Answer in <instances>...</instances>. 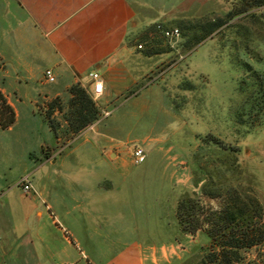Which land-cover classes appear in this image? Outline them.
Returning a JSON list of instances; mask_svg holds the SVG:
<instances>
[{
  "label": "crops",
  "instance_id": "1",
  "mask_svg": "<svg viewBox=\"0 0 264 264\" xmlns=\"http://www.w3.org/2000/svg\"><path fill=\"white\" fill-rule=\"evenodd\" d=\"M145 1L0 0V94L15 115L11 125L0 126V187L7 170L20 162L43 170L37 180L42 194L32 184V192L20 187L0 201V206H9L10 232L30 239L21 252L6 254L2 243L8 227L0 228V264L170 262L164 249L179 231V194L176 190L171 220L164 194L179 179L155 172L150 182L147 158L132 165V150L124 142L98 134L100 117L69 140L83 137L81 143L63 153L69 141L58 146L59 138L43 114L55 97L67 100L74 83L86 87L104 111L103 105L146 77L156 53L145 54L137 49L141 42V47L132 43L145 24L140 12L147 7ZM48 68L53 81L44 76ZM89 72H97L102 80L98 96ZM94 149L101 160L97 175L94 161L77 159V154H93ZM100 179L108 186L101 187ZM44 216L50 219L48 226Z\"/></svg>",
  "mask_w": 264,
  "mask_h": 264
},
{
  "label": "rangeland",
  "instance_id": "2",
  "mask_svg": "<svg viewBox=\"0 0 264 264\" xmlns=\"http://www.w3.org/2000/svg\"><path fill=\"white\" fill-rule=\"evenodd\" d=\"M145 2L147 7L140 12L146 16L142 31L151 28L149 40L140 39V31L132 43L141 42L142 48H137L140 50L156 49L155 63L136 86L103 105L106 113L102 110L96 131L124 142L132 152L141 148L147 158L145 169L150 182L155 172L179 179L178 187L173 184V189L164 194V207L170 220L174 218L176 190L179 196L185 192L200 196L202 187L206 186L215 196H200L204 208L218 209L224 203L223 192L229 183L243 187L249 183L264 205V112L251 110L252 103L260 98L254 73L264 72V5L250 8L247 14L227 16L233 9L232 0ZM212 19H220L222 24L202 41L193 43L195 34L201 33L199 24ZM186 21L194 26L186 28ZM157 25L177 27L180 35L166 37ZM134 90L140 94L135 96ZM155 94L161 98L155 100ZM56 115L62 129L64 122L59 112ZM209 134L227 149L205 142L203 139ZM69 140L62 134L58 146ZM82 140L83 137L69 141L62 152L70 151ZM77 155L79 160L94 161V175H97L96 166L101 160L96 149L93 154L83 151ZM129 159L132 165L138 164L134 163L132 154ZM42 171L21 162L7 170L0 187V201L17 193L20 185L16 179L25 174L37 193L42 194L37 183ZM108 184L103 179L100 182L101 187ZM7 210L6 204L0 206V228L8 227L2 246L6 254L11 250L18 253L30 239L28 234L16 236L10 232L11 217ZM42 221L47 226L50 223L46 216ZM58 224L67 228L62 219ZM175 237L172 245L164 249L171 258L168 264H198L207 236L201 232L184 235L178 231ZM254 255V249L246 253L248 258Z\"/></svg>",
  "mask_w": 264,
  "mask_h": 264
},
{
  "label": "trees",
  "instance_id": "3",
  "mask_svg": "<svg viewBox=\"0 0 264 264\" xmlns=\"http://www.w3.org/2000/svg\"><path fill=\"white\" fill-rule=\"evenodd\" d=\"M233 9L227 16L240 13L247 14L252 7L264 5V0H232ZM186 28L192 27L191 21ZM222 24L220 19L200 23L201 33L195 34L193 43H198L211 34ZM151 28L142 31L140 39L148 42ZM145 54L158 51L152 47L143 50ZM255 82L260 98L253 102L251 110L264 112V72L255 71ZM69 97L64 103L60 97H55L47 103L44 118L49 124L56 138L64 134L65 139L73 138L80 130L95 122L102 114L101 107L93 100L90 92L80 83H74L67 89ZM61 115L64 127L60 129L54 111ZM259 116V115H258ZM260 118V117H259ZM15 115L12 107L0 94V126L5 128L14 122ZM62 125V124H61ZM205 142H211L227 149L220 140L208 135ZM233 183V182H231ZM240 185V184H239ZM233 186L229 183L224 189V203L218 209H205L201 195H212L202 187L200 196L185 192L178 198L175 215L178 221L179 232L196 235L201 232L207 236L203 253L198 264H264V205L257 194L247 183ZM251 188V191H249ZM254 249V257L248 258L246 253Z\"/></svg>",
  "mask_w": 264,
  "mask_h": 264
},
{
  "label": "built area",
  "instance_id": "4",
  "mask_svg": "<svg viewBox=\"0 0 264 264\" xmlns=\"http://www.w3.org/2000/svg\"><path fill=\"white\" fill-rule=\"evenodd\" d=\"M158 30L166 37H178L180 35V31L177 27H163L161 25H157ZM137 47H141L140 44ZM44 76L48 81L54 80V75L51 69H45ZM89 76L93 79V93L98 96L102 93L103 83L97 72H89ZM103 113H106L103 111ZM132 157L134 163H140L145 159V153L141 148H136L132 152ZM22 191L24 193H30L33 191L32 184L28 178V175L22 176L18 181Z\"/></svg>",
  "mask_w": 264,
  "mask_h": 264
}]
</instances>
